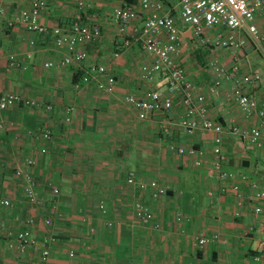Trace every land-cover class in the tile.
<instances>
[{"label": "crops", "instance_id": "1", "mask_svg": "<svg viewBox=\"0 0 264 264\" xmlns=\"http://www.w3.org/2000/svg\"><path fill=\"white\" fill-rule=\"evenodd\" d=\"M139 1L127 3L136 5ZM157 1L182 30L173 60L184 69L185 81L206 97L209 118L228 128L237 125L243 131L258 127L257 114L245 113L238 106L230 81H224L215 95L210 94L209 86L215 79L212 64L264 76V52L248 38L237 54L215 48L216 38L226 37L227 29L210 30L205 40L195 38L180 20L181 0ZM77 2L49 1L40 15L41 24L49 30L45 36L6 26L7 20L31 0L0 3V96L16 93L42 105L22 104L0 115V198L12 204L9 208L0 206V223L4 225L0 264H43V245L24 254L8 246L15 232L28 228L39 239L57 236L44 264H256L253 257L261 253L264 225L253 211L264 201L245 200L241 206L239 195L246 198L255 190L264 192V128L262 147L229 132L223 134L222 150L227 157L224 171L232 177L217 179L212 172L213 135L201 129L189 135L181 129L179 122L185 114L182 95L169 94L161 74L143 78V67L150 66L154 58L140 43L122 47L123 36L114 20L115 9L122 5L120 0L88 1L82 15L86 22L100 27L101 35L85 46L83 64L57 66L68 51L57 47L54 37L56 31L63 36L70 34L72 19L79 13ZM263 14L264 10L257 14L261 28ZM146 16L141 12L131 27H142ZM236 37L247 36L239 31ZM157 38L167 42L164 32ZM12 57L20 68L11 67ZM48 62L56 66L46 67ZM95 64L104 65L108 75L115 76L112 93L99 88L106 76L87 84L81 81ZM76 72L83 73L77 83ZM253 89L263 108L264 82ZM148 91H160L173 99L169 115L139 120L126 98H142ZM44 105L53 110H46ZM166 121L172 123L168 137L162 132L161 122ZM44 132L51 135L50 140L39 136ZM172 146L203 150L202 166L195 167L193 157L179 155ZM44 149L46 153H42ZM28 157L36 159L31 170L37 184L39 203L35 206L27 201L22 181L15 175ZM131 172L137 174L138 182L156 180L166 186V195L155 200L149 191L129 186ZM49 185L58 188L59 195H53ZM209 193L214 196L213 203ZM139 199L155 214L150 225H142L136 217L134 204ZM100 201H104L107 214L100 212ZM178 212H182V220H177ZM107 222L113 225L108 227ZM251 227L253 234H248ZM202 237L209 238L210 243L199 246L197 240ZM70 251L75 252L74 257L69 256Z\"/></svg>", "mask_w": 264, "mask_h": 264}, {"label": "built area", "instance_id": "2", "mask_svg": "<svg viewBox=\"0 0 264 264\" xmlns=\"http://www.w3.org/2000/svg\"><path fill=\"white\" fill-rule=\"evenodd\" d=\"M8 0H0V3ZM50 0H31L29 6L17 11L14 16L7 20L6 26L9 29L20 28L26 32L47 35L48 28L41 24L40 15L48 8ZM89 0H78L77 13L71 23V31L69 35H59L56 31L54 41L57 47H64L68 51L59 65L68 66L71 64H83L87 58L85 46L93 44L101 35V29L98 25H92L84 20L82 12L87 7ZM121 6L114 11V20L119 24V33L123 36L122 47H128L132 42L142 45V49L153 56V63L149 66H144L142 76L146 80L151 79L154 74H161L167 82V91L169 94L180 93L182 95V106L184 108V116L179 122V127L187 134L192 135L198 129L205 133L213 135L212 154L214 162L212 172L216 178L222 181L232 177L231 174L224 171V164L227 157L222 150L223 134L231 133L236 135L243 142H248L251 145L262 147V129L264 128V102L263 108L251 91L258 89L264 82V76L260 72L251 71L248 74H241L239 67L227 70L218 64H212L215 79L209 86L211 95L217 93L218 88L224 81H230L232 86L233 97L238 106L248 114L256 113L260 119V125L248 131H243L237 125H232L229 128L223 124L209 118L208 108L206 106V97L198 94V88L192 83L185 81V71L182 66L173 60V56L178 54L179 41L182 36L177 20L169 13H165L163 3L157 0H140L138 4H128L127 0H120ZM264 10V0H181L180 3V20L191 31L195 38L205 40V35L208 31L216 28H225L229 31L226 37L216 38L213 46L218 49H223L226 52L237 54L246 43L247 38L262 52H264V27L261 28L257 23V14ZM141 12H146L147 16L142 27H131L132 20L140 16ZM3 14L1 10L0 15ZM264 24V14L261 17ZM243 31L246 33V38L238 39L236 32ZM164 32L167 37V42L163 43L157 36ZM11 67L20 68V63L13 57L11 58ZM1 65V60H0ZM46 67H55V63L48 62ZM89 71L83 76L82 82L87 84L90 81H98L101 76H106L99 88L106 94L112 93L115 89L116 78L113 75H108L107 68L101 64L91 65ZM80 89V84L76 85ZM127 102L137 111L140 121H147L149 118H154L158 115H169L174 108V101L170 96H165L160 91H148L144 97L136 98L129 96ZM25 105L29 107H42L39 102L27 100L17 95L16 93H7L0 96V115L2 112L14 108L15 106ZM43 108L52 111L53 108L49 105H44ZM69 121V119H67ZM162 132L165 136H171V122H161ZM40 137L50 140L51 135L47 132L39 134ZM179 155H189L194 158V166L200 168L202 160L205 157V152L200 149L184 147L174 148ZM44 149L42 153H46ZM36 165V159L26 158L24 167L17 168L15 175L22 181L24 196L27 201L33 206L37 205L38 197L36 194V182L31 172ZM129 186H137L140 191H149L150 196L155 200H160L167 193V187L163 186L156 180L148 183L138 182L137 174L131 172L127 179ZM53 195H59L58 188L49 185ZM255 189L257 186L253 184ZM235 191L239 192V187H234ZM212 203L214 196L209 193ZM239 205L244 206L246 201H264V192L256 191L249 196L243 197L239 195ZM11 201L0 198V206L3 208L11 207ZM98 208L102 214H107V208L104 201H100ZM135 213L138 221L142 225H150L155 219L153 210L140 199L134 204ZM254 214L262 218L264 225V205L254 207ZM182 212L177 213V220L183 219ZM32 223V221H30ZM106 225L111 227L113 224L107 222ZM160 225H157V228ZM4 225L0 223V244L3 237ZM254 228H249L248 234H253ZM96 232V230H92ZM10 240V241H9ZM9 248L16 249L19 254H24L28 250L43 245L44 249L41 252V263H46L50 256L51 247L56 245L57 236L49 234L39 239L31 229H22L15 232L14 236L9 239ZM199 246H204L210 243L209 238H199ZM260 254L253 257L256 264H264V240L260 242ZM70 257L75 256L74 251L69 252Z\"/></svg>", "mask_w": 264, "mask_h": 264}, {"label": "trees", "instance_id": "3", "mask_svg": "<svg viewBox=\"0 0 264 264\" xmlns=\"http://www.w3.org/2000/svg\"><path fill=\"white\" fill-rule=\"evenodd\" d=\"M82 74H83L82 72H76L75 77H74L75 83H77L78 81H80ZM82 79H83V77H82Z\"/></svg>", "mask_w": 264, "mask_h": 264}]
</instances>
